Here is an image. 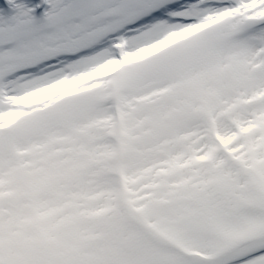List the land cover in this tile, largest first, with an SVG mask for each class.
Instances as JSON below:
<instances>
[{"label":"snow or ice","instance_id":"6c2138e0","mask_svg":"<svg viewBox=\"0 0 264 264\" xmlns=\"http://www.w3.org/2000/svg\"><path fill=\"white\" fill-rule=\"evenodd\" d=\"M0 264H264V0H0Z\"/></svg>","mask_w":264,"mask_h":264}]
</instances>
